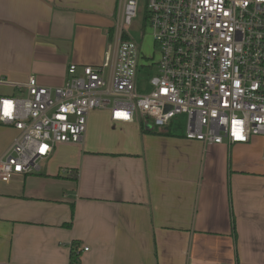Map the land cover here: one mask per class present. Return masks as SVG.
<instances>
[{
  "label": "crops",
  "instance_id": "1",
  "mask_svg": "<svg viewBox=\"0 0 264 264\" xmlns=\"http://www.w3.org/2000/svg\"><path fill=\"white\" fill-rule=\"evenodd\" d=\"M119 10L120 0H0V97L25 94L31 77L62 85L73 63L102 65ZM172 128L93 110L80 143L0 182V264H70L72 250L78 264H264V208L240 185L245 175L264 186L263 138L205 145ZM18 133L0 121V157Z\"/></svg>",
  "mask_w": 264,
  "mask_h": 264
},
{
  "label": "built area",
  "instance_id": "2",
  "mask_svg": "<svg viewBox=\"0 0 264 264\" xmlns=\"http://www.w3.org/2000/svg\"><path fill=\"white\" fill-rule=\"evenodd\" d=\"M139 1L120 0L116 53L102 65L78 73L73 63L62 85L31 77L25 97H0V121L19 131L0 157V182L39 172L60 143H80L97 109L150 128L183 115L185 138L205 145L264 140V0H147L159 57L146 93L135 91L141 47L124 29Z\"/></svg>",
  "mask_w": 264,
  "mask_h": 264
},
{
  "label": "rangeland",
  "instance_id": "3",
  "mask_svg": "<svg viewBox=\"0 0 264 264\" xmlns=\"http://www.w3.org/2000/svg\"><path fill=\"white\" fill-rule=\"evenodd\" d=\"M126 33L139 44L143 53V65L138 72V77L135 83V91L146 93L150 90V79L157 72V67L154 64L150 66L153 58L157 59L159 57V49L154 44V39L152 35V29L149 24L148 11H147V0L139 1V11L138 16L134 19L131 24H125L124 27ZM25 97V94L20 95ZM185 116H178L173 122L172 130L174 132H185L186 129V120ZM150 129V126H147ZM257 141V140H256ZM43 166V162H41ZM242 178L245 179L241 181V188L252 189L254 197H259L260 204L264 208V186L263 183L258 179H247L245 175H242ZM249 180V181H247ZM253 182V183H252ZM261 216H264V209L260 213ZM259 225V224H258Z\"/></svg>",
  "mask_w": 264,
  "mask_h": 264
},
{
  "label": "trees",
  "instance_id": "4",
  "mask_svg": "<svg viewBox=\"0 0 264 264\" xmlns=\"http://www.w3.org/2000/svg\"><path fill=\"white\" fill-rule=\"evenodd\" d=\"M123 38L124 39H127L128 37L125 35ZM139 122H140V125H141V129L143 131H145V132H153V133H159V134H166V132H158V130H156V128L147 129V127L145 126L143 120H140ZM78 262H79V257L77 255V253L75 252V250H72L71 257H70V264H78Z\"/></svg>",
  "mask_w": 264,
  "mask_h": 264
},
{
  "label": "snow or ice",
  "instance_id": "5",
  "mask_svg": "<svg viewBox=\"0 0 264 264\" xmlns=\"http://www.w3.org/2000/svg\"><path fill=\"white\" fill-rule=\"evenodd\" d=\"M5 103H7V102H5Z\"/></svg>",
  "mask_w": 264,
  "mask_h": 264
}]
</instances>
